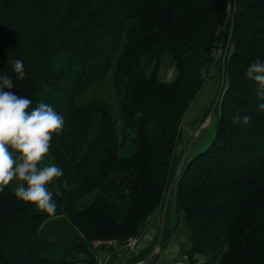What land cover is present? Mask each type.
<instances>
[{
  "label": "trees",
  "instance_id": "16d2710c",
  "mask_svg": "<svg viewBox=\"0 0 264 264\" xmlns=\"http://www.w3.org/2000/svg\"><path fill=\"white\" fill-rule=\"evenodd\" d=\"M218 51L224 86L216 131L187 157L172 189L189 232L181 257L264 264V99L246 75L252 60L264 59V0H0V72L14 81L6 91L64 117L46 154L63 168L48 185L56 212L19 200L15 178L0 190V264H96L94 242L132 238L139 247L126 264L146 259L183 152L181 122ZM164 54L174 66L169 82L157 76ZM15 59L24 61L23 79ZM109 71L120 130L103 101L76 102ZM237 113L250 121L233 122ZM166 216L159 250L174 230ZM118 260L115 253L110 264Z\"/></svg>",
  "mask_w": 264,
  "mask_h": 264
},
{
  "label": "clouds",
  "instance_id": "9594fccd",
  "mask_svg": "<svg viewBox=\"0 0 264 264\" xmlns=\"http://www.w3.org/2000/svg\"><path fill=\"white\" fill-rule=\"evenodd\" d=\"M12 63L17 77L23 79L24 61L15 59ZM246 75L258 82L257 96L264 99V59L252 60ZM13 88V78L0 72V190L15 178L21 182L14 189L19 200L55 214L57 204L48 185L63 175V168L46 161V154L53 135L63 129L64 117L43 101L30 108V98L6 91ZM258 107L264 110V103ZM232 119L246 124L251 117L237 113Z\"/></svg>",
  "mask_w": 264,
  "mask_h": 264
},
{
  "label": "rangeland",
  "instance_id": "374dc122",
  "mask_svg": "<svg viewBox=\"0 0 264 264\" xmlns=\"http://www.w3.org/2000/svg\"><path fill=\"white\" fill-rule=\"evenodd\" d=\"M219 57L220 51H218L216 54V66L212 67L210 73L207 76L206 82L185 113L179 128V141L177 146L178 153L185 150L187 145L191 142L194 132L200 126H205V129L198 132V134L194 137L191 148L188 152L189 157H192L197 154V152L205 149L216 131V119L219 113V107H216L211 119L209 112L212 110L221 86ZM174 74L173 61L169 55L164 54L160 60V67L158 69L157 76L159 80L169 82L173 79ZM95 100L103 101L107 104V106H109L114 118L116 129L120 130L121 122L118 116L119 98L115 90L113 71H109L101 81L92 83L76 98V102L79 105H83ZM175 196L176 191L174 189L171 191L168 197L166 224L169 229H174L171 236H173V241L178 245L179 249L175 256H166L162 254L159 257V254H156V260L159 259V264H175V262L182 259L181 255L186 253L189 249V232L185 227L182 213L177 211ZM154 227L155 225L147 230L146 234L140 241V244L145 243L147 238L152 235V228ZM205 260V257H198L197 264H201ZM184 262L185 264H189V262L185 259Z\"/></svg>",
  "mask_w": 264,
  "mask_h": 264
},
{
  "label": "water",
  "instance_id": "95a60500",
  "mask_svg": "<svg viewBox=\"0 0 264 264\" xmlns=\"http://www.w3.org/2000/svg\"><path fill=\"white\" fill-rule=\"evenodd\" d=\"M232 31H233V23L231 24L229 37H228V40H227V43H226V46H225V49H224V52H223V56H222L223 62L227 58V55H228V52H229V48H230V45H231ZM222 67H223V64H222ZM223 86H224V71H223V68H222L221 86H220L219 92L217 94L215 103H214V105L212 107V110L209 112L210 119L212 118L213 113L216 110V107L218 105V102H219V99L221 97V94L223 93ZM203 129H205V126H200L194 132L191 142L187 145V147L185 148V150L183 151V153L181 155V158L179 160V163H178L177 169L175 171V174H174V176H173V178H172V180H171V182H170V184L168 186L167 192H166L163 209H162V212H161V215H160V218H159L158 233H157V237H156L153 249H152L151 253L147 256V258L144 259L143 261L139 262L138 264H148V262L151 260L153 255H155L159 251V248H160V245H161V241H162L164 225H165V216H166V209H167V206H168V197H169L173 187L175 186V183H176V180L178 178L179 173L181 172V170H182V168H183V166L185 164V161H186V159L188 157V152H189V150L191 148V145H192L194 137L198 134V132H200Z\"/></svg>",
  "mask_w": 264,
  "mask_h": 264
},
{
  "label": "built area",
  "instance_id": "2783aa9c",
  "mask_svg": "<svg viewBox=\"0 0 264 264\" xmlns=\"http://www.w3.org/2000/svg\"><path fill=\"white\" fill-rule=\"evenodd\" d=\"M139 244V238L129 239L123 244L115 241H97L93 243V249L96 251V264H110L112 256L119 254V260L115 264H126V261L132 254H136V248ZM159 259L151 264H159ZM175 264H185L184 258L175 262Z\"/></svg>",
  "mask_w": 264,
  "mask_h": 264
},
{
  "label": "crops",
  "instance_id": "0c3cea01",
  "mask_svg": "<svg viewBox=\"0 0 264 264\" xmlns=\"http://www.w3.org/2000/svg\"><path fill=\"white\" fill-rule=\"evenodd\" d=\"M178 245L173 241V236H170V239L167 243V245L159 250L156 254L160 257L162 254L166 255V256H172V255H176L178 252Z\"/></svg>",
  "mask_w": 264,
  "mask_h": 264
}]
</instances>
